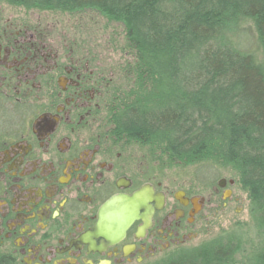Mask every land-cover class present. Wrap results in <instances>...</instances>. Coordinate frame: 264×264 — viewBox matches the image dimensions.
I'll return each mask as SVG.
<instances>
[{
  "label": "flooded vegetation",
  "instance_id": "obj_1",
  "mask_svg": "<svg viewBox=\"0 0 264 264\" xmlns=\"http://www.w3.org/2000/svg\"><path fill=\"white\" fill-rule=\"evenodd\" d=\"M44 14L0 0V258L4 264L171 258L199 238L218 210L242 202L237 182L202 187L200 179L170 178L163 166L138 159L146 146L108 125L112 77L82 41L55 33ZM144 189L143 206L123 232L102 222L113 197Z\"/></svg>",
  "mask_w": 264,
  "mask_h": 264
},
{
  "label": "trees",
  "instance_id": "obj_2",
  "mask_svg": "<svg viewBox=\"0 0 264 264\" xmlns=\"http://www.w3.org/2000/svg\"><path fill=\"white\" fill-rule=\"evenodd\" d=\"M2 1L51 15L96 11L121 24L112 42L126 54L125 77L110 91L112 127L172 165L212 161L246 194L260 246L237 262L212 248L158 264H264V0ZM247 26L260 53L242 44Z\"/></svg>",
  "mask_w": 264,
  "mask_h": 264
},
{
  "label": "rangeland",
  "instance_id": "obj_3",
  "mask_svg": "<svg viewBox=\"0 0 264 264\" xmlns=\"http://www.w3.org/2000/svg\"><path fill=\"white\" fill-rule=\"evenodd\" d=\"M45 14V21L52 20L51 22L56 23L55 33L62 35L64 38L73 37L87 46L88 57L94 63H102L107 71L106 74L112 77V89H115L116 86L120 87L121 80L125 77L121 65L124 63L123 57H126V54L124 55L118 43H113L112 41L120 39L122 33L121 24L108 21L107 18L96 11L83 10L62 15H51L45 12ZM255 37L256 32L254 29L251 26H247V34L243 38L242 44L245 48L260 53L261 48ZM127 84L125 83V85L121 86L123 92L128 91ZM106 114L108 125L112 126L109 109L106 110ZM139 151L136 153L138 159L140 157L141 159L152 160V167L163 166L167 176L170 178L177 180L185 178L184 180L192 183L200 179L202 187L216 186L218 179L221 177L230 178L229 172L218 171L217 168L208 164L178 167L177 165L164 164L166 159L161 156L159 151H154L149 147H140ZM240 194L243 199L237 208L230 212L218 210L208 227L203 228L199 238L188 244L182 251L174 253L171 258L179 254H202L212 248V250L214 248H227L233 252V262H237L248 254L250 250L260 246L257 227L254 226L248 215L249 202L247 196L242 192ZM218 203L221 206L220 196ZM164 260L147 264H158ZM202 264L205 263L203 262Z\"/></svg>",
  "mask_w": 264,
  "mask_h": 264
},
{
  "label": "water",
  "instance_id": "obj_4",
  "mask_svg": "<svg viewBox=\"0 0 264 264\" xmlns=\"http://www.w3.org/2000/svg\"><path fill=\"white\" fill-rule=\"evenodd\" d=\"M219 186L224 187L225 179L219 181ZM146 189L132 195V197H113L102 211V222L106 225L120 226L119 232L124 229L137 217V210L143 206ZM132 209L125 216L127 209Z\"/></svg>",
  "mask_w": 264,
  "mask_h": 264
},
{
  "label": "bare ground",
  "instance_id": "obj_5",
  "mask_svg": "<svg viewBox=\"0 0 264 264\" xmlns=\"http://www.w3.org/2000/svg\"><path fill=\"white\" fill-rule=\"evenodd\" d=\"M132 137V136H131ZM132 141H134V142H137V141H135L134 139H132ZM138 144H140L139 142H137ZM146 147H149L150 149H151V146H149V145H146ZM161 156H163V157H166L167 158V156L166 155H164V154H162ZM165 158V159H166ZM211 162V163H210ZM210 162H204V163H206V164H208L209 166H212V167H214V168H217V167H215V163H213L212 161H210ZM168 164V165H172V164H170L168 161H167V159L166 160H164V164ZM177 165V164H176ZM178 167H182L181 165H177ZM190 166H192V165H190ZM187 167H189V166H187ZM218 171H220V170H218ZM185 178H182V181L184 180ZM222 179H224V177H221V178H219L218 179V181H217V183H216V186L218 187V188H222V187H220L219 186V181L220 180H222ZM182 181H180V182H182ZM238 207V205H235L234 206V208L233 209H235V208H237Z\"/></svg>",
  "mask_w": 264,
  "mask_h": 264
}]
</instances>
